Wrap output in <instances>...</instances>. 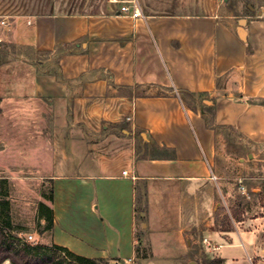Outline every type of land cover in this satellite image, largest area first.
Returning <instances> with one entry per match:
<instances>
[{
  "label": "crops",
  "instance_id": "obj_1",
  "mask_svg": "<svg viewBox=\"0 0 264 264\" xmlns=\"http://www.w3.org/2000/svg\"><path fill=\"white\" fill-rule=\"evenodd\" d=\"M127 1L68 13L56 0H0L2 44L20 53L10 66L0 58V90L41 97L69 131L47 177L49 237H96L52 243L130 264L139 224L155 264H264V178L244 175L246 160L225 152L203 108L183 102L200 95L215 125L264 145V7L136 0L142 18L129 19Z\"/></svg>",
  "mask_w": 264,
  "mask_h": 264
},
{
  "label": "rangeland",
  "instance_id": "obj_2",
  "mask_svg": "<svg viewBox=\"0 0 264 264\" xmlns=\"http://www.w3.org/2000/svg\"><path fill=\"white\" fill-rule=\"evenodd\" d=\"M248 2H243V12ZM56 3L60 7L59 12H101L105 0H56ZM256 5L264 7V0H259ZM2 43L0 58L10 66L14 56L20 53L12 47L6 48ZM43 58V55L37 54L34 60ZM11 69L9 67L6 72L12 73ZM44 102L41 97L18 95L7 90V87L0 90V220L8 219L12 227L10 236L20 243L50 246L53 239L67 240L71 244L77 238L89 242L96 237H49L47 210L42 209V204L49 207L52 201V181L47 177L56 171L59 150L66 148L57 144L59 134L65 137L64 133L68 134L69 131L59 129L58 115L44 112ZM44 149L50 152V161L44 157ZM225 152L246 160L244 175L253 173L258 178H264V145L236 139L235 143H226ZM241 185L244 186L243 181ZM242 191L247 194L246 189ZM239 198L243 203L257 201L252 198L246 200L245 195L240 193L235 199ZM3 202L7 205L2 206ZM145 233L138 224L136 234L145 236ZM138 238L135 237L134 248L138 249V256L145 254L146 259L137 258L135 254L134 263L130 264H155L147 237ZM57 258L65 264H74V258L62 252L57 254ZM160 260L156 264H169L167 260ZM196 264L213 263L203 259L197 260Z\"/></svg>",
  "mask_w": 264,
  "mask_h": 264
},
{
  "label": "trees",
  "instance_id": "obj_3",
  "mask_svg": "<svg viewBox=\"0 0 264 264\" xmlns=\"http://www.w3.org/2000/svg\"><path fill=\"white\" fill-rule=\"evenodd\" d=\"M183 102L192 110H197L198 106L203 108L204 121L209 129H212L216 134H222L226 143L236 142V139L240 138L238 133L234 132L230 127L217 126L214 124V107L203 105L200 101V95L186 94L183 98ZM1 205H7L3 202ZM5 207V206H4ZM42 209L47 210L46 218H48V227L52 225V211L49 207L42 204ZM12 229L8 219L0 220V264H65V262L59 261L57 254L64 253L65 255L74 258V264H127L120 259H112L111 262L108 259H96L85 258L77 256L71 253L67 248L55 245L52 243L50 246L36 245L30 243H20L15 238L10 236V230ZM143 231V229H141ZM139 240L142 239V235L138 236ZM137 258L146 259V255L138 256V249H135ZM218 260H214V264H218Z\"/></svg>",
  "mask_w": 264,
  "mask_h": 264
},
{
  "label": "built area",
  "instance_id": "obj_4",
  "mask_svg": "<svg viewBox=\"0 0 264 264\" xmlns=\"http://www.w3.org/2000/svg\"><path fill=\"white\" fill-rule=\"evenodd\" d=\"M110 2H115V1H110ZM119 13L121 16L129 18V19H137V18H142V15L140 13V10L138 8V3L136 0H129L125 2L122 6L119 8ZM0 25L2 27L8 26V19L7 18H2L0 19ZM2 43V39L0 38V44ZM122 176H126V172H122ZM133 179V177H130ZM210 178L213 181L217 180V177L211 173ZM244 190V188H241V191ZM209 246V244H208ZM249 261H251V258H248ZM226 264V263H222Z\"/></svg>",
  "mask_w": 264,
  "mask_h": 264
},
{
  "label": "water",
  "instance_id": "obj_5",
  "mask_svg": "<svg viewBox=\"0 0 264 264\" xmlns=\"http://www.w3.org/2000/svg\"><path fill=\"white\" fill-rule=\"evenodd\" d=\"M244 25H245V20L244 19H241L239 21V33H240L241 36L244 34L243 33V27H244ZM206 103H208V102H206Z\"/></svg>",
  "mask_w": 264,
  "mask_h": 264
}]
</instances>
